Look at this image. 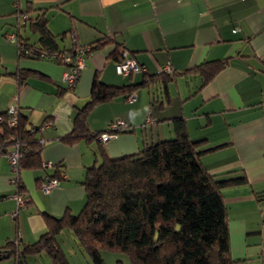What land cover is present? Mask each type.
Returning a JSON list of instances; mask_svg holds the SVG:
<instances>
[{
    "label": "crops",
    "instance_id": "1",
    "mask_svg": "<svg viewBox=\"0 0 264 264\" xmlns=\"http://www.w3.org/2000/svg\"><path fill=\"white\" fill-rule=\"evenodd\" d=\"M39 18L58 51L71 49V33L77 45L90 48L73 90L63 79L67 65L19 54L17 39L40 46L34 29ZM103 41L108 43L91 51ZM123 51L139 71L117 72ZM221 60L226 67L204 83L198 66ZM167 66L175 77L158 75ZM96 78L126 88L90 112L89 129L106 131L122 121L129 130L104 144L87 138L67 143L63 137L90 100ZM10 107L18 108L28 125H49L38 134L45 167L21 172L29 205L18 212L12 170L0 156V252L9 241L20 248L38 242L48 231L47 216L78 214L86 202L87 170L102 162V151L118 158L174 139L173 120L182 118L210 174L247 180L223 189L233 264H264V0H0V116ZM58 164L65 174L58 188L45 193L41 182L55 175ZM58 242L70 264L80 256L90 264L72 231L62 232ZM102 255L105 264H132L125 254ZM0 264L17 263L11 258ZM21 264H51V259L41 253Z\"/></svg>",
    "mask_w": 264,
    "mask_h": 264
},
{
    "label": "trees",
    "instance_id": "2",
    "mask_svg": "<svg viewBox=\"0 0 264 264\" xmlns=\"http://www.w3.org/2000/svg\"><path fill=\"white\" fill-rule=\"evenodd\" d=\"M34 29L40 35V46L17 39L21 57L40 59L41 51L58 52L44 18L35 22ZM107 43L99 42L91 51ZM227 63L221 60L198 66L204 83ZM158 75L176 76L173 71ZM18 77L22 81L23 76ZM125 88L107 86L96 78L90 100L78 111L73 130L63 140L67 143L81 138L98 140L109 132V128L91 132L88 115L97 105L125 92ZM7 114L8 110L0 116V129L4 131L2 134L0 130L3 146L0 156L10 151L12 135L29 150L21 160V169L44 168L42 138L38 136L43 127L28 125L19 111L18 126L9 128ZM173 124L174 139L147 145L135 155L110 158L102 151V162L90 167L83 181L86 189L83 209L78 214L67 212L61 218L47 216L48 231L38 242L20 248L17 242L9 241L0 252V261L9 255L8 260L13 258L21 264L26 256L46 253L51 264H70L58 242V236L67 230L75 234L90 264H105L102 254L106 251L125 254L132 264H233L223 189L247 180L245 177L220 180L210 174L202 162L204 152L199 150L198 142L191 140L185 121L175 118ZM127 130L128 127L117 135ZM55 167L57 171L52 178L59 180L65 172L61 164ZM18 191H25L21 180Z\"/></svg>",
    "mask_w": 264,
    "mask_h": 264
},
{
    "label": "built area",
    "instance_id": "3",
    "mask_svg": "<svg viewBox=\"0 0 264 264\" xmlns=\"http://www.w3.org/2000/svg\"><path fill=\"white\" fill-rule=\"evenodd\" d=\"M24 19H27V16H23ZM71 38L73 45L70 50L65 51H58L49 53L47 51H41L39 53L40 58L52 59L58 62H62L63 64L67 65L68 68L64 73V82L69 90H73L77 87L82 71L86 67L85 56L90 52V48L88 46H79L76 44V39L73 33H71ZM11 40H16L13 36L10 38ZM123 60L117 65V72L119 74H130L132 72H136L140 70V66L136 62L135 59L131 58L130 54L126 51L122 53ZM161 72V71H160ZM162 72H172L170 67H166L162 70ZM136 100L135 94H131L128 97V101L133 103ZM8 119L6 121V125L9 128H16L19 124V109L15 107H10L8 109ZM5 120H3L4 122ZM49 124H44L43 128L48 127ZM110 131L103 133L100 136L101 142H108L112 138L117 136L118 131L126 130L127 125L122 122H114L109 126ZM1 133L4 134L3 129H1ZM10 140L13 142L11 145L10 151H8L5 156L10 164L12 170V177L11 182L17 189L14 198L17 202V212L20 209L25 208L28 205V198L24 193H20L18 191V182L21 180V160L22 158L29 152L27 147L21 145L20 141L15 140L14 137L11 135ZM42 145H44V140H41ZM3 148L0 145V151ZM60 182L56 178H45L41 182V189L45 193H49L52 190L58 188ZM17 213H15L16 215Z\"/></svg>",
    "mask_w": 264,
    "mask_h": 264
},
{
    "label": "rangeland",
    "instance_id": "4",
    "mask_svg": "<svg viewBox=\"0 0 264 264\" xmlns=\"http://www.w3.org/2000/svg\"><path fill=\"white\" fill-rule=\"evenodd\" d=\"M109 254H113V253H109ZM110 256H113V255H110ZM79 258H81V261H79L77 258H72V263L73 264H85V262L83 261V256H80ZM111 258L113 257H110V258L107 257V261H111ZM4 262H7V261H4Z\"/></svg>",
    "mask_w": 264,
    "mask_h": 264
},
{
    "label": "water",
    "instance_id": "5",
    "mask_svg": "<svg viewBox=\"0 0 264 264\" xmlns=\"http://www.w3.org/2000/svg\"><path fill=\"white\" fill-rule=\"evenodd\" d=\"M3 257L6 258V259H9V258H10L9 255H5V256H3Z\"/></svg>",
    "mask_w": 264,
    "mask_h": 264
}]
</instances>
